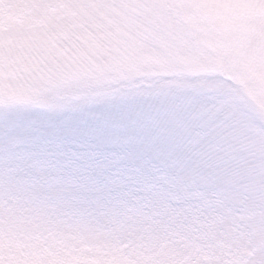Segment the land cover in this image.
<instances>
[{"label": "snow or ice", "instance_id": "6c2138e0", "mask_svg": "<svg viewBox=\"0 0 264 264\" xmlns=\"http://www.w3.org/2000/svg\"><path fill=\"white\" fill-rule=\"evenodd\" d=\"M253 74L264 0H0V264H264Z\"/></svg>", "mask_w": 264, "mask_h": 264}, {"label": "rangeland", "instance_id": "374dc122", "mask_svg": "<svg viewBox=\"0 0 264 264\" xmlns=\"http://www.w3.org/2000/svg\"><path fill=\"white\" fill-rule=\"evenodd\" d=\"M238 83L247 105L258 117L264 119V76L249 75L240 78Z\"/></svg>", "mask_w": 264, "mask_h": 264}]
</instances>
